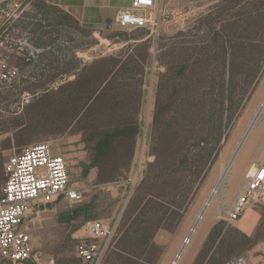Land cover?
Listing matches in <instances>:
<instances>
[{"label": "rangeland", "instance_id": "374dc122", "mask_svg": "<svg viewBox=\"0 0 264 264\" xmlns=\"http://www.w3.org/2000/svg\"><path fill=\"white\" fill-rule=\"evenodd\" d=\"M36 4L0 0V73L8 75L0 78V103L11 111L0 121V144L10 145L18 125H30L24 145L13 140L16 150L8 152L0 145V192L8 160L49 143L67 160L83 198L45 199L46 207L29 217L44 261L84 264L76 247L93 243L87 223L100 220L114 233L108 243H97L106 247L98 264H172L224 168L264 113V0H162L152 12L154 34L116 25L91 30L61 12L38 13ZM37 21L49 26L45 49L34 45ZM23 47L28 56L18 51ZM28 57L33 63L27 66ZM101 59L107 61L82 72ZM113 67L117 74L105 82ZM10 69L17 74L10 76ZM68 74L54 87L78 80L76 86L47 100L38 118L22 114V103L34 111L29 103L37 88ZM126 125L138 126L139 135L117 137L112 152L86 175L96 142ZM263 151L264 118L176 264L239 257L264 264V200L245 221L230 222L222 209Z\"/></svg>", "mask_w": 264, "mask_h": 264}, {"label": "built area", "instance_id": "2783aa9c", "mask_svg": "<svg viewBox=\"0 0 264 264\" xmlns=\"http://www.w3.org/2000/svg\"><path fill=\"white\" fill-rule=\"evenodd\" d=\"M161 1L132 0L131 6L117 15L116 26L124 31L146 29L151 34L156 33L158 20L152 12ZM1 66L7 68L3 62ZM16 74V69H10V76ZM0 78L8 79V75L0 73ZM5 171L7 180L0 192V264H56L54 260L44 261L43 254L35 249L29 231V217L39 213L40 206L47 205L45 199L52 202L58 199L81 201L82 187L72 180L65 157L56 153L49 143L25 148L21 154L8 160ZM263 200L264 151L246 172L232 203L222 209L230 222L245 221L251 207ZM87 230L93 243H79L76 255L84 264H98L106 247L101 248L97 243H108L114 229L95 220L87 223ZM225 264H248V260L239 257Z\"/></svg>", "mask_w": 264, "mask_h": 264}, {"label": "trees", "instance_id": "16d2710c", "mask_svg": "<svg viewBox=\"0 0 264 264\" xmlns=\"http://www.w3.org/2000/svg\"><path fill=\"white\" fill-rule=\"evenodd\" d=\"M35 7H36L38 13L42 12V11H46V13L48 15H51V14H53L55 12H61V13H63L66 16L67 19H70V20L76 22L77 24H79L78 21H76L73 17H71L66 12L62 11L61 9H59L56 6H52V5L46 4L42 0H37V4L35 5ZM16 26L19 27V24H16ZM35 26H37L35 28V32H37V36L33 40L34 41V45H36L37 48L45 49V48H47L48 44L43 42V38L47 34L44 31V29H47L49 26H43L40 21H37V24ZM22 29L26 30V28H22ZM18 49H19L18 51L22 52L25 56L29 55L28 48L23 47V48H18ZM38 56L41 58V57H44V54L43 55L39 54ZM27 60H28L27 63L25 62V64L27 66L31 65L33 63V58L32 57H28ZM106 61H107V59L98 60L93 65H91L90 67H85L82 70V72H87L90 68H93V67H96L98 65H101L102 63H104ZM116 74H117V69L113 67L108 72V74L105 76L104 81L106 82L107 80H109V78L111 76L113 77ZM67 77H69V74L67 76H64V77H61V78H59V77L53 78L46 85L37 88L35 90V92L32 93V95L34 96L35 100L29 103V104H31V106L34 105L33 106L34 107L33 108L34 111L30 110V112H29V106L24 104V103H22V106H23L22 110H21L22 114L24 113V115L25 114L26 115L27 114L31 115L34 112V113L37 114V118H38L39 108L43 104L45 105V102L47 100H50L52 96L54 97V95L56 93L62 92L64 88H66L68 86H76L79 83L78 80H76L74 82H71V83H65L63 85H59L57 87V90H56V88L54 87L55 84L59 83L62 78L66 79ZM103 90H104V88H103ZM10 112L11 111H7V113H10ZM17 113L18 112H15V114H17ZM29 126H28L27 123H23L21 125H18L17 128H16V131L13 134L14 138L12 137V139H10V141H9L10 145L7 146V144L6 145L5 144L3 145V143L0 144V145H3L2 146L3 147V151L4 150H8L9 148H12L13 140H15L16 143L20 142V144H21L20 146L24 145L25 144L24 143V139H25V137L27 135ZM32 127H33V125H32ZM139 132H140V129H139L138 126H131V125H126L122 129H112L111 131H106L104 133L103 137L100 138L96 142L95 149H94L95 153H94V158H93V161H92V165L90 167L85 166L84 173L86 175H88V173L91 170V168H95L101 158L107 156L108 154H110L112 152L113 147H114V143H115V140H116L117 137H127V138H133L134 139L135 137H137L139 135ZM84 143H86V141H84ZM59 201H61V199H58L57 201H55V203L59 202ZM45 207H46V205L45 206H40V210H42Z\"/></svg>", "mask_w": 264, "mask_h": 264}, {"label": "crops", "instance_id": "0c3cea01", "mask_svg": "<svg viewBox=\"0 0 264 264\" xmlns=\"http://www.w3.org/2000/svg\"><path fill=\"white\" fill-rule=\"evenodd\" d=\"M48 5L56 6L73 17L78 23L91 30L110 31L115 26L117 15L131 6L132 0H42ZM6 111V110H5ZM1 109L0 121L7 118V111ZM16 115V114H15ZM6 138V134L4 135ZM1 143V141H0ZM13 145V143H12ZM16 150L12 146L3 152ZM55 151V150H54ZM56 152V151H55ZM59 154V153H58Z\"/></svg>", "mask_w": 264, "mask_h": 264}, {"label": "bare ground", "instance_id": "6f19581e", "mask_svg": "<svg viewBox=\"0 0 264 264\" xmlns=\"http://www.w3.org/2000/svg\"><path fill=\"white\" fill-rule=\"evenodd\" d=\"M264 118V113L262 111H260L253 124L251 125L249 131L247 132L246 136L244 137L242 143L240 144V146L238 147L236 153L234 154L233 158L230 160L228 166H226L222 172L221 178L215 188V190L213 191V194L211 195L210 199L207 201V203L204 206L203 211L201 212V214L198 216L197 218V222L195 224V226L191 229L190 231V235H193V233H195L196 227L198 226L199 222L203 219V216L205 214V212L207 211L208 207L212 204V202L215 200L216 195H221L223 188L226 184L227 178L229 176V174L232 171L233 165L235 164V161L237 159V157L239 156L241 150L243 149V146L245 145V143L248 141V139L250 138V136L252 135L253 130L257 127V125L262 121V119ZM190 242V237L188 236L183 244V247L181 249V251L179 252V254L177 255V257L175 258V260L173 261L172 264H176L178 258L180 257L183 249L189 244Z\"/></svg>", "mask_w": 264, "mask_h": 264}]
</instances>
